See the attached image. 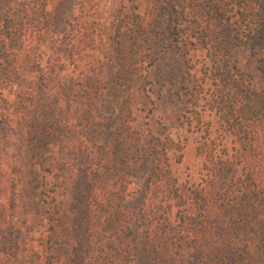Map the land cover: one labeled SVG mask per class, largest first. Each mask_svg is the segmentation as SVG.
Listing matches in <instances>:
<instances>
[{
	"label": "rangeland",
	"instance_id": "374dc122",
	"mask_svg": "<svg viewBox=\"0 0 264 264\" xmlns=\"http://www.w3.org/2000/svg\"><path fill=\"white\" fill-rule=\"evenodd\" d=\"M214 1L0 0V264H45V198L59 210L57 264H143L138 212L149 198L150 135L204 149L216 136L225 154L237 147L221 133L212 93L230 50ZM120 58L140 62L127 71L141 151L126 168L106 156L118 122ZM31 154L45 155L50 173ZM171 165L193 189L197 172ZM111 208L137 226L122 223L109 237L101 217Z\"/></svg>",
	"mask_w": 264,
	"mask_h": 264
},
{
	"label": "trees",
	"instance_id": "16d2710c",
	"mask_svg": "<svg viewBox=\"0 0 264 264\" xmlns=\"http://www.w3.org/2000/svg\"><path fill=\"white\" fill-rule=\"evenodd\" d=\"M260 2L214 1L216 18L228 24L223 39L230 50L221 83L215 82L212 93L223 114L221 133L237 147L225 154L217 148L222 142L216 136L207 149L194 140H188L189 144L186 139H176L171 145L169 138L160 135L151 134L148 139L147 153L152 161L149 198L138 212L142 219L138 226L143 225V264H264V0ZM121 59L116 75L118 122L106 156L112 165L126 168L139 160L141 151L142 134L129 84L133 76L127 71L131 63L138 70L140 62ZM197 157H203L202 163ZM30 158L43 175L50 173L45 155L31 154ZM171 160L184 164L183 171L188 169L193 177L197 172L199 180L193 181V189L183 185ZM38 186L44 196L46 183L40 181ZM113 196L121 199L115 192ZM39 202L50 222L45 264H57L60 253L56 248L51 252V241L57 233L53 214L59 212L58 206L46 198ZM101 219L109 237H117L122 223L137 226L131 214L121 208L104 210Z\"/></svg>",
	"mask_w": 264,
	"mask_h": 264
}]
</instances>
